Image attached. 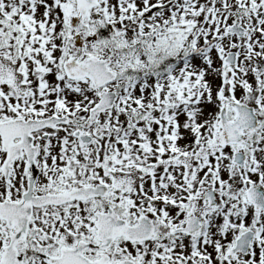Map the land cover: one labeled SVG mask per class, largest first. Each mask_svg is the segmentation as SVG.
I'll return each mask as SVG.
<instances>
[{"label":"snow or ice","instance_id":"obj_1","mask_svg":"<svg viewBox=\"0 0 264 264\" xmlns=\"http://www.w3.org/2000/svg\"><path fill=\"white\" fill-rule=\"evenodd\" d=\"M0 264H264V0H0Z\"/></svg>","mask_w":264,"mask_h":264}]
</instances>
